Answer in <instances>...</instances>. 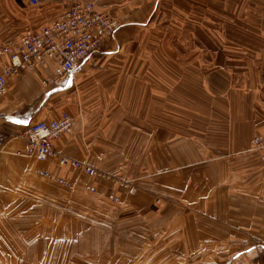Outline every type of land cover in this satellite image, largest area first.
Instances as JSON below:
<instances>
[{
	"label": "crops",
	"instance_id": "1",
	"mask_svg": "<svg viewBox=\"0 0 264 264\" xmlns=\"http://www.w3.org/2000/svg\"><path fill=\"white\" fill-rule=\"evenodd\" d=\"M38 1L29 7L21 0H0V39L20 38L25 31L40 28L75 1L96 3L100 10L118 16L122 27L60 89L48 91L40 83L51 74V64L44 71L9 80L0 98V204L48 196L46 184L36 175L38 170L72 182L80 178L77 172L59 167L56 160L38 162L15 155L22 148L20 134L30 123L56 119L66 112L73 128L70 135L54 143L58 152L98 169L140 178L141 191L133 197L121 194L119 206L125 223L140 226L139 238H128L145 244L139 246L138 264H229L264 258V240L260 239L264 232L259 231L264 226V211L259 220L242 198L264 205V186L259 192L252 183L245 189L226 187L224 194L230 197L221 198L214 218L208 204L195 203L193 212L174 219L176 204H153L152 200L153 193L191 190L185 185L193 178L208 179L211 175L205 169L213 162L223 168L215 174L219 180L235 176L246 182L250 177L242 167L251 168V176L257 179L264 173L259 169L262 154L247 151L252 136L264 133V0H235L242 6L240 10L235 7L234 15L245 25L229 29L235 34L230 45L218 43L216 50L204 41L203 48L194 42V14L190 16L184 5L179 11V4L172 0ZM169 4L175 9L167 11ZM218 19L227 34V19L223 15ZM34 22L36 26L29 27ZM182 24L188 28L185 35L173 27ZM206 24L204 35L212 31ZM166 27L173 32L163 33ZM182 48L184 55L173 53ZM157 49L164 59L151 58L150 52ZM192 50L200 54L188 59L186 54ZM180 73L196 75L199 85ZM199 165L204 170L194 174ZM82 176V182H87ZM149 176L154 177L152 184L146 180ZM107 188L105 194L111 191ZM20 195L25 198H14ZM167 211L174 220L153 228L151 216L165 217ZM127 214L140 218L127 219ZM2 231L0 226V238H4Z\"/></svg>",
	"mask_w": 264,
	"mask_h": 264
},
{
	"label": "rangeland",
	"instance_id": "2",
	"mask_svg": "<svg viewBox=\"0 0 264 264\" xmlns=\"http://www.w3.org/2000/svg\"><path fill=\"white\" fill-rule=\"evenodd\" d=\"M21 1L26 4L24 0ZM171 2L179 4V11L184 10L181 6L184 5L189 7L187 10L189 15L191 13L194 14V42L200 45L201 48L205 46V43H207L213 50H216L218 43L226 46L230 45L229 39L233 38L235 34L230 32L229 29L235 30L236 26L237 28H242L239 24L245 25L238 16L234 15L235 7L237 6L240 10L242 6V3L237 4L235 0H228L227 4L221 0H192L191 3L188 4L185 0H179V2L172 0ZM94 4L96 6V3ZM172 8L173 7L170 4L165 6L167 11H172ZM96 9L102 11L97 6ZM222 11H226L227 14H220ZM105 13L119 22V28L122 27V20L119 19L118 16L108 12ZM219 15H223L227 19V24L225 26V29L228 28L227 34L223 32L221 29L222 26L219 25ZM204 18L205 21L203 20ZM51 22L45 23L43 26H46ZM206 22L209 23L210 26L208 28L209 30L212 29V31H207V35L206 33L204 35L203 29L207 25ZM36 24L37 23L34 22L30 24L29 27L33 28ZM159 25L160 24H158V26ZM189 25L190 30L192 25L190 24V21ZM182 26H184V24L181 26L175 25L173 27H178L183 32L182 34L185 35L188 28L185 29L186 27L183 28ZM162 31L163 33H168L170 31L173 32L169 27L162 28ZM190 34L191 33L188 31L189 39ZM13 36H15V38L7 37L0 39V43L17 42L19 35ZM203 41L205 43H203ZM207 41H209V43ZM101 48L99 49V52L101 51ZM185 52L186 49L182 48V50H174L173 53L181 56L184 55ZM198 52H200V50L188 51L186 57L189 59L193 54H200ZM150 53L152 54L151 58H165L158 49L156 50V53ZM201 55L202 57L204 56L203 59L206 58L205 55ZM214 68L215 66H211V69ZM180 75L188 77L192 81H195L196 85H199L196 75H187L184 73H180ZM47 90L50 91V88ZM52 109L53 108L50 110ZM64 113L67 114L66 112H61L57 118L61 117ZM64 135L68 136L70 134ZM259 136H264V133L252 136L247 151L262 154L259 169L264 171V148L253 149L251 145L252 140ZM55 152L57 153L58 151L55 149ZM57 154L61 155L62 153L60 154L59 152ZM71 158L75 159L73 157ZM77 161L92 166L100 172L102 177L95 178L84 176L88 181L83 183L81 176L84 174L77 171L78 175H81L80 178L78 177L73 182L61 178L66 182V184L62 185L55 180L60 177L54 176L50 173L51 178H45L38 173L41 170H38L36 175L46 184L45 188L49 191L48 196L46 195L45 198H37L35 200L27 199L30 200L28 202L13 203L12 201H7L3 205L5 208L0 204V226L2 227L4 237L0 238V264H138L140 254H142L139 250V246L144 247L145 244H140L139 239L138 241L129 242L128 238H139L140 226L139 224H136V227L132 228L129 226L130 224L125 223L122 218L124 216L119 206L122 202L121 194L133 197L141 191L139 183L140 178L127 177L119 173L108 172L104 169L94 167L93 164L91 165L80 160ZM203 166L204 165L196 166L194 168V174H196L198 170L203 171ZM62 168L71 169L69 167ZM221 169L223 168L219 163H210L205 169V171H209L211 175L208 179H191L189 183L185 185L186 188L188 186L191 190L185 193H153V204L159 203L160 201L162 203L167 202L176 204L177 208L174 207L176 210L174 209L173 212L175 219L176 215L185 216L187 213L193 212L191 210L192 204L204 203L208 204L210 210L209 213H211V217L214 218L213 211H218L220 209L221 198L225 199L230 197V195L224 194L226 187L228 188L230 186L245 189L247 185L252 183L254 184V191L259 192L262 186H264V173L257 179L255 176H251V168H239L241 170L246 169V171H248L246 176L250 177L246 178V182L243 183L236 180L235 176L219 180V178H216L215 174H218ZM71 170L76 172L74 169ZM151 176H154V174H151ZM151 176L146 179L148 184H152L153 182L154 177L151 178ZM78 180H80V182ZM88 185L94 187L95 190L93 192L86 190V186ZM96 186H98V190H96ZM107 187H109V190L111 191L105 194L106 189H108ZM73 188L75 191H73ZM110 196L115 197L117 201L114 202L111 200L109 198ZM14 198L24 199L25 196L20 195ZM242 198L244 206L250 204V208L256 211L258 215L257 217L260 220V215L264 211L263 203L254 205L252 199L245 196H242ZM156 209L157 208L149 211L153 213L158 210ZM166 213L168 216L165 217L159 216L160 214L151 216L153 217L151 220V223L154 225L153 228L166 224L164 221L174 220H171L170 211H167ZM141 214L144 219V212H141ZM129 215L127 214V219L135 218L138 220L140 218L139 214L132 215L131 217H129ZM215 217H217V215ZM33 230H35V233H32ZM259 231L264 232V226H260ZM260 239L264 240V238ZM256 258L264 261V258L261 256L248 259V261ZM233 262H230L229 264H233Z\"/></svg>",
	"mask_w": 264,
	"mask_h": 264
},
{
	"label": "built area",
	"instance_id": "3",
	"mask_svg": "<svg viewBox=\"0 0 264 264\" xmlns=\"http://www.w3.org/2000/svg\"><path fill=\"white\" fill-rule=\"evenodd\" d=\"M24 1L33 7L39 3L38 0ZM119 26L116 19L97 10L94 3L77 1L50 24L25 31L17 42L0 43V98L6 94L10 79L44 71L50 64L51 74L44 76L40 83L45 88L60 89L80 64L94 56L107 39L114 37ZM71 131L72 120L65 113L55 120L30 123L20 134L22 148L15 154L38 162L55 159L60 167L101 178L100 172L92 166L55 152L54 143L62 135L71 134ZM251 145L253 149H263L264 136L254 138ZM38 173L51 178L49 172ZM55 180L66 184L61 178ZM86 190L93 192L95 189L88 185ZM109 198L117 201L113 196ZM233 264H264V261L256 258L237 260Z\"/></svg>",
	"mask_w": 264,
	"mask_h": 264
},
{
	"label": "snow or ice",
	"instance_id": "4",
	"mask_svg": "<svg viewBox=\"0 0 264 264\" xmlns=\"http://www.w3.org/2000/svg\"><path fill=\"white\" fill-rule=\"evenodd\" d=\"M17 123H27V121H16Z\"/></svg>",
	"mask_w": 264,
	"mask_h": 264
},
{
	"label": "bare ground",
	"instance_id": "5",
	"mask_svg": "<svg viewBox=\"0 0 264 264\" xmlns=\"http://www.w3.org/2000/svg\"><path fill=\"white\" fill-rule=\"evenodd\" d=\"M57 162V161H56Z\"/></svg>",
	"mask_w": 264,
	"mask_h": 264
}]
</instances>
